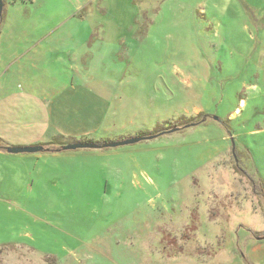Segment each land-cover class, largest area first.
<instances>
[{
    "label": "rangeland",
    "instance_id": "rangeland-1",
    "mask_svg": "<svg viewBox=\"0 0 264 264\" xmlns=\"http://www.w3.org/2000/svg\"><path fill=\"white\" fill-rule=\"evenodd\" d=\"M1 1L0 98L63 110L47 139L164 134L0 169V264H264V0Z\"/></svg>",
    "mask_w": 264,
    "mask_h": 264
},
{
    "label": "crops",
    "instance_id": "crops-1",
    "mask_svg": "<svg viewBox=\"0 0 264 264\" xmlns=\"http://www.w3.org/2000/svg\"><path fill=\"white\" fill-rule=\"evenodd\" d=\"M8 1L9 0H3L4 3H7ZM31 33L49 34L51 32H38L37 30ZM38 40L42 39L38 38ZM15 52L16 51H14V53ZM67 85L71 91L78 90V86H75L73 82ZM10 89L11 90L8 95H5L3 98H0V147H3L0 149V169H4L6 171H17L21 173L26 171L29 166H32V168H34L35 164L37 166L41 161H43V159L47 157L64 156L62 154H59L58 152L9 154L4 150V147L47 146L51 143H54V141L56 140L60 143H63V145H68L75 144L80 141L78 140V122L76 120L75 123V119H73L74 125L67 126L68 133L70 134L64 132L65 134L63 133L62 135L61 132H59L61 131L59 126L55 125V127H53L56 132L50 139H47V133L50 130L51 125L49 124L51 123L50 120L54 118L56 120L58 117H60L61 114L66 113L60 109H50L51 111L48 117L50 118V120L48 121L45 118V116H48L45 112L49 109H17L14 107V105L17 106L18 99H22L24 98V96L22 95V93L16 92L13 86H11ZM4 106L7 108H5ZM30 112H32V114ZM28 114L29 116H32L35 120H37L33 124L36 126H31L30 120L27 116ZM51 116H53L54 118H51ZM30 130L34 131L30 132Z\"/></svg>",
    "mask_w": 264,
    "mask_h": 264
},
{
    "label": "water",
    "instance_id": "water-1",
    "mask_svg": "<svg viewBox=\"0 0 264 264\" xmlns=\"http://www.w3.org/2000/svg\"><path fill=\"white\" fill-rule=\"evenodd\" d=\"M2 13V1L0 0V14ZM186 127H191L190 125ZM179 129H172L168 131V133L177 132ZM163 133L150 136V137H135L130 138L124 141H118V142H111L106 143L103 145H97V144H89V143H75V144H68L61 147V151H68V150H82V149H109V148H117L119 146L124 145H131L138 143L140 141L146 140V139H152L155 137H158L160 135H163ZM4 150L9 154H34V153H40L43 150L42 146H32V147H4Z\"/></svg>",
    "mask_w": 264,
    "mask_h": 264
},
{
    "label": "trees",
    "instance_id": "trees-1",
    "mask_svg": "<svg viewBox=\"0 0 264 264\" xmlns=\"http://www.w3.org/2000/svg\"><path fill=\"white\" fill-rule=\"evenodd\" d=\"M203 121H204V119H203ZM202 121V122H203ZM190 125V124H189ZM193 125H195V124H192V125H190V126H193ZM188 126V125H187ZM146 134H141V135H139V137H144ZM154 136V135H153ZM150 137V136H149ZM86 143H89V144H95L94 143V141H85ZM62 146H64L63 145V143H60L59 141H54V143H51V144H49V145H47V146H42L43 147V150H42V152L43 153H54V152H60L61 151V147ZM1 148H3V147H0V149Z\"/></svg>",
    "mask_w": 264,
    "mask_h": 264
}]
</instances>
